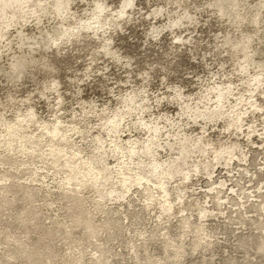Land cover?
<instances>
[{
    "label": "rangeland",
    "instance_id": "1",
    "mask_svg": "<svg viewBox=\"0 0 264 264\" xmlns=\"http://www.w3.org/2000/svg\"><path fill=\"white\" fill-rule=\"evenodd\" d=\"M0 264H264V0H0Z\"/></svg>",
    "mask_w": 264,
    "mask_h": 264
}]
</instances>
